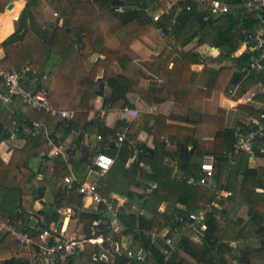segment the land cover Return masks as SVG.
Masks as SVG:
<instances>
[{
	"label": "trees",
	"instance_id": "obj_1",
	"mask_svg": "<svg viewBox=\"0 0 264 264\" xmlns=\"http://www.w3.org/2000/svg\"><path fill=\"white\" fill-rule=\"evenodd\" d=\"M12 1L0 0V13L5 12ZM25 1V8L21 16L14 22L13 34L1 45L5 47L21 42L33 56L30 62L32 70L27 73L28 79L34 80L37 90L48 91L49 98L57 109L67 106L75 111L74 118L58 121L57 128L64 131L62 139L59 136L56 139V134H52L58 145L62 144L65 136L73 132H78V135L76 134L77 144L81 143L85 130L101 134L100 152L115 159L114 166L106 175L107 179L101 183L103 187L101 192L104 196L112 192L127 195L129 203L119 212L118 219L123 229L118 234L114 232L111 225L112 215L104 205H100L98 209L92 211L83 209L81 196L77 192L78 183L64 186V178L69 174V170L64 159L59 157L60 159L56 160L53 175L48 176L44 173L39 187L32 190V195L37 199H43L48 190L53 195L52 202L47 204L44 210L34 214L42 215L44 219L38 220L32 227V214L20 213L18 210L21 208L20 202L7 201V199L0 201V215L9 219L20 230L27 232L38 244L40 242L39 233L55 222L58 210L62 207L71 208L74 211L73 215L77 216L84 225V239L102 237L103 242L94 247V250H87L90 253L80 250L77 255L69 257L68 264H89L91 262L89 260L94 254L100 255L105 250H110L111 242L121 246L124 237L133 238L134 251L141 248L140 255L128 257V251L121 247L120 250L123 251V254L115 253L111 263L93 260V264H194L188 257L197 263L220 264L217 255L219 246H231L232 243L238 245V251H234L237 252L234 259L238 263L264 264V191H258V189L264 190V166H251L250 155L245 152L234 153V145L238 139L234 129H225L215 135V144L221 146V150L218 152L219 156L216 158L218 160L216 168L224 166V178L220 190L231 192L232 196L223 197L220 204L224 208L217 211L218 213L208 216V229L204 232L201 240L203 241L202 247L199 251L194 250L188 237L181 236L174 245L172 255L166 261L164 253L171 249L166 244V239L174 238L176 235L174 229L177 226L183 227L184 223L181 221V217L186 221L189 211H198L203 205L218 201L217 190L213 187L189 184L187 181H180L173 177L171 168L173 170L174 168L164 164L165 145L160 142L159 138L166 130L168 133V129L160 122V117L140 113L130 123L129 139L121 149L115 147L113 140L117 131L128 125L127 121H118L114 128H109L100 120L89 121L87 119L89 98L94 85L91 73L96 65L92 60L93 53L105 56L101 67L104 70V80L110 87L111 93L103 98L104 107H132L127 99V93L130 90L129 83H126L124 76L116 75L112 69L117 60H121L123 56L131 53L132 42L145 35H161V30L164 32L165 38H169V35L176 38L182 37L184 40L181 43L186 44L192 37H185L186 35L183 36V33L192 21L197 23L199 30L203 31L218 24L227 27L229 25L226 32H231L235 28L251 31L257 24L255 15L248 12L242 15L229 11L214 19L208 3H201L200 0H185L186 5L190 6V10L185 5L180 13L164 12L158 21H154L148 0H123L126 4L138 5V8L124 9L122 12L112 5L113 0ZM242 2L243 0H234L236 4ZM18 7L19 5L16 4L7 14L10 23L18 15ZM46 7L54 9L60 18L67 20V24L60 26L58 22L53 23L51 32L40 36V33L34 32L33 29L38 25V17ZM206 17L207 20H205ZM240 32L242 33V31ZM250 36L253 38L252 35ZM243 39H247L244 33ZM250 46L255 47V43L253 42ZM256 54V50L249 49L239 60L251 63V58H254ZM7 60L8 57L3 60L5 66ZM49 71H51L50 74H48ZM126 74L128 75V73ZM126 74L124 73L125 76H127ZM127 77H131V75ZM139 93L144 98L147 97L142 89H139ZM49 115V118H53L51 114ZM3 116L6 115L0 113V132L7 134L2 136V139H6L10 137V133H6L9 132L5 128L8 120L6 122L4 118H1ZM19 118L21 117L17 119ZM152 119H155V126L150 128ZM27 120L25 123L27 126L21 130L19 128V136L32 141L33 148L38 146L37 140L45 143L41 135L32 137L27 131V128L31 127L36 119L27 117ZM9 125L13 126L11 121H9ZM140 130L154 134L156 147L150 148L137 142ZM195 133V131H190L189 136L195 138ZM189 136L177 143L180 150V169L187 174L198 175L200 172L194 169L196 165H191L189 161L192 154L197 152L199 143H195L197 145H194L195 148L190 151L187 145L190 141ZM130 138H134V142ZM173 139L172 137V141ZM200 139L201 136L198 137V140ZM261 148H264V139L258 140L254 149V158L264 164V153H261ZM135 149L141 150L137 155L138 161H134L131 167L127 168L126 163L134 155ZM68 150L73 157L70 148ZM227 152L234 153L232 159L225 154ZM22 154L20 152L16 159H20V157L22 159ZM92 156L93 153H90L82 159L74 160V165L81 173L84 170V164ZM30 158L31 154H27L22 159L23 161L19 160L22 162H19L16 170H28ZM231 160H234L235 163H232ZM140 162L145 166L149 164L152 171H147L145 166L140 165ZM94 168L97 169V167ZM137 178L156 182L157 189L151 194L135 192L131 187L136 185ZM29 181L28 177L26 182ZM139 185V188L144 187L146 183H139ZM9 188L12 189V187ZM16 189L22 192L23 186ZM132 204H137L143 214L142 212L132 213ZM244 204L247 206L246 217H237L238 209ZM163 205H165V209H162ZM79 209L82 210L81 213H78ZM220 214L221 217L218 216ZM166 229L167 232L162 235L161 233ZM59 230H61V223ZM153 233L159 236L152 239ZM254 240L259 241V247L253 248ZM51 242L53 241L51 240ZM241 243H245L246 246L239 249ZM17 247L13 256L14 264H30L31 254L36 252L37 245L28 247L19 243Z\"/></svg>",
	"mask_w": 264,
	"mask_h": 264
},
{
	"label": "crops",
	"instance_id": "obj_2",
	"mask_svg": "<svg viewBox=\"0 0 264 264\" xmlns=\"http://www.w3.org/2000/svg\"><path fill=\"white\" fill-rule=\"evenodd\" d=\"M200 1L201 3H209L210 0ZM220 1L227 4L229 10L233 13H241L243 15L247 12L240 3H234V0ZM12 3H14L13 8L16 4L19 5V11L11 23L8 21L7 14L13 8H7V12L0 13V55L3 60L8 57L6 66L3 62L6 69L21 71L25 67L31 68L30 62L33 56L21 42H16L5 47L1 45L4 40L13 34L15 30L14 22L21 16L26 1L13 0ZM148 5L153 15H161L164 12L180 13L186 3L185 0H148ZM211 15L213 14L211 13ZM219 16L221 15H213V18L217 19ZM57 19L56 23L58 22ZM59 19L58 25L63 26V24H67L65 18L59 17ZM65 21L66 23H64ZM198 27L197 23L193 21L187 25L183 36L185 34V37L192 38L186 44L181 43L184 38H176L173 35H169V38L157 34L152 36L145 35L141 39L132 42L130 46L131 53L123 56L121 60H117L113 64L112 69L116 75L124 76L126 83H129L130 90L127 93V99L132 108L138 109L139 114L144 113L153 117H160V122L168 129V133L166 130L159 138L160 142L165 145L166 157L164 164L170 168L177 165L180 166V150L177 143L188 138L190 131H195V138L189 136L190 141L187 145L188 149L192 151L195 148L194 145L199 143L198 150L192 154L189 163L196 165L194 169L201 172L199 162L207 158H217L219 156L218 152L221 150V146L215 144L216 133L225 129H234L239 139L245 137L254 127L255 121L259 118L264 108V71L252 68L253 57L250 60L251 63L239 60L249 49L255 51V48L250 46V44L255 43L254 39L258 33V22L251 31L244 28H235L231 32H226L229 25L227 27L225 25L222 26V24H218L205 31L199 30ZM243 33L246 34L247 39H243ZM251 41L252 43H250ZM104 59V55L98 53H93L92 55V60L96 65L91 73L94 85L89 98L87 119L89 121L100 120L109 128H114L118 121L124 120L128 122L130 127V123L134 119H126L121 113V108H109L110 110L106 111V107L103 105V98L111 93L110 87L104 80V70L101 67ZM235 72L239 74L236 80L233 81ZM27 73H25L27 87L37 91L34 86V80H29ZM50 73L51 71L48 72V74ZM124 73H128L126 75H131V77L125 76ZM100 78L101 80H99ZM101 84L104 85L102 95L99 93ZM139 89H142L147 94L146 98L139 93ZM3 90V81L0 78V91ZM61 108L70 109L67 106H62ZM0 113L6 115L1 118H4L6 122L8 120L5 128L9 131L6 133H10V137L2 139V136L7 134L0 132V201L7 199V201L16 200L20 202L21 208L18 210L20 213L26 212L30 215L32 214L31 225L33 227L38 220L44 219L42 215L34 214L44 210L47 204L52 202L53 195L48 190L45 192L43 199H37L32 195V190L39 187V182L43 179L44 173L48 176L53 175L56 160L59 157H53L51 160L45 159L41 154L48 153L49 148L41 140H37L38 146L33 148L34 144L32 141L19 136V133L12 135L11 132L15 130V127L10 126L9 121L16 120L21 130L27 126L25 124L28 121L27 117L36 119L47 129H50L51 132L54 131L56 139L57 136L62 139L64 131L57 128V123L61 118L55 116L49 118L48 115L50 113L45 110H34L26 107L21 98L16 96L13 97V102L9 104H4L0 100ZM18 117L21 118L17 119ZM153 126H155V119H152L150 122V128ZM99 135L101 134L96 131L86 132L85 130L80 144L76 143V134L72 133L65 136L62 145L64 148H70L74 168L73 172L68 168V175L73 174L81 182H98L101 186L99 190L100 194L106 199H114L119 196L127 197V195L116 192L104 196L101 192L103 189L101 183L107 179L106 175L112 168L104 176H100L99 169L94 168L96 166L93 162L98 152H100L102 145V141L97 138ZM200 136L201 139L198 140ZM172 137L174 138L173 141ZM130 139L134 142V138ZM137 142L145 144L150 148L156 147L154 134H149L144 130L138 132ZM262 149L264 150V148ZM20 152L23 153L22 159L27 154H31L28 170H16L18 169L19 162L23 161L21 157L20 159H16ZM90 153H93V156L84 164V170L81 173L74 165V160L82 159ZM254 154L250 155L251 166H264L262 162L254 158ZM137 155L134 152V155L130 157L126 163L127 168H130L134 161H138ZM140 165L145 166L142 162H140ZM145 168L149 172L152 171L149 164ZM171 170L175 178L174 170L172 168ZM28 177L30 181L26 182ZM223 178L224 166L222 165L216 168L215 180L210 187L215 188L218 192L223 183ZM139 183H146L144 187L154 184V182L137 178L136 185L132 186L131 189L141 194H143L141 191L144 187L139 188ZM63 184L64 186H72L65 182V178ZM22 186V192L16 189ZM9 187H12V189ZM221 191L227 192L225 190ZM85 204L84 208L82 207L83 209H88L89 211L94 209L89 203ZM180 207L183 208V206ZM162 209H165V205L162 206ZM239 209L240 212L247 213V206L245 204ZM81 212L82 210L79 209L78 213ZM73 213L74 211L71 208L62 207L58 210L55 222L52 224L61 223V235L64 238L79 240L82 243L81 250L83 251L89 250L87 248L88 245L89 247L99 246L103 242V238L91 239V241L85 240L83 223ZM218 216L221 217V214ZM241 216L246 217V215ZM118 230L122 231L120 227ZM165 232H167V229L163 231V233ZM129 242L133 243L132 240ZM19 243L13 235L0 231V264H5L6 260H13ZM132 245L134 246V244ZM127 246L128 244H126ZM87 252L90 253V251ZM20 255L23 254L20 253ZM89 261H91L89 264H93L94 262L92 257Z\"/></svg>",
	"mask_w": 264,
	"mask_h": 264
},
{
	"label": "built area",
	"instance_id": "obj_3",
	"mask_svg": "<svg viewBox=\"0 0 264 264\" xmlns=\"http://www.w3.org/2000/svg\"><path fill=\"white\" fill-rule=\"evenodd\" d=\"M209 10L213 15H222L228 13L229 6L223 3L220 0H210L209 1ZM243 8L247 10L248 13H253L258 22V33L255 40V50L257 52L256 56L252 62V68L264 71V0H243L241 3ZM187 9L190 10V6H187ZM119 12H122L124 8L122 6L117 7ZM160 15L154 14L153 20L158 21ZM208 18L206 17L205 20ZM161 35H164V32L160 30ZM31 71L30 67H25L21 71L14 69H6L3 64V59L0 55V78L3 81L4 90L0 92V100L4 104H9L13 102V97H20L22 102L26 107H29L34 110H45L50 113L52 116L59 117L61 119H72L75 116V111L68 108L57 109L49 98L48 91L45 90H34L27 87L25 73ZM35 73V71H33ZM110 110L109 108L105 109ZM122 115L129 120H133L139 116V110L132 108L130 106H124L121 108ZM11 124L15 126V130L11 132L12 135H15L19 131L16 120H11ZM9 128V126H8ZM129 125L121 127L114 138L115 147L121 149L125 142L129 139ZM27 131L33 136H42V139L45 141V145L49 148L48 153H42L41 155L45 159L51 160L53 157H62L66 162L68 168L71 172L74 171L72 165V157L67 148H64L62 144H57L55 138L50 129H47L41 122L33 121L32 126L27 128ZM85 133V132H84ZM77 134V132H73ZM98 140H102V136L99 135ZM264 139V108L261 112L259 118L255 121L254 127L247 133L243 138H239L234 145V153L245 152L249 155L254 154L255 144L258 140ZM264 152V150H261ZM141 152L139 149H135V153L138 154ZM50 153V155H49ZM233 152L225 153L230 159L234 154ZM218 160L216 158H207L199 162V168L201 172L197 174H187L185 171L180 169V166H173L174 176L180 181H187L189 184H196L198 186H212L213 181L215 180V170ZM232 163H235L234 160H231ZM94 165L99 169V175L104 176L114 165L115 160L104 152H98ZM65 182L69 185L78 183L77 192L82 199V207L84 208L85 203H89L94 209H98L100 205H104L108 212L112 215L111 225L117 233L122 231L118 230L119 227L123 229L118 215L121 209H123L128 203L129 200L125 196H119L114 199H106L100 194V184L98 182L87 183L78 181L73 174L65 177ZM157 189V183L151 184L148 187L142 189L143 194H151ZM263 191V190H259ZM232 196L231 192L218 191V201H214L209 204L203 205L198 211H189V216L186 221L181 217V221L184 223L183 227H176L174 232L176 234H181L183 230H191L193 236L198 237L202 240L205 230L208 229L207 218L209 215L216 213L222 209L220 201L223 197L229 198ZM86 205V204H85ZM132 213H140L139 207L137 204H132L131 208ZM218 213V212H217ZM143 214V212H142ZM60 223L57 222L52 224L49 228L42 230L39 233L40 242L37 244L27 232L20 230L17 226L13 225L9 219L3 218L0 215V231L5 234L13 235L20 243L31 247L37 245L36 252L31 256L30 264H68L69 257L77 255V253L82 249V243L77 239L64 238L61 235L59 230ZM166 233V232H165ZM165 233H161L165 235ZM159 236L156 233L152 234V239H155ZM51 240L53 242H51ZM91 241V239L89 240ZM126 241H131L130 237H124L122 244H114L111 242V247L114 245L116 251H121V247L128 251V257H134L135 255L141 254V248H137L134 251L133 245L130 248L126 247ZM172 238L166 239V244L171 248L170 251L164 253L165 260L172 255L174 245L172 243ZM123 252V251H122ZM94 261H106L108 262V256L106 253L100 255L94 254L92 256ZM131 264V263H128Z\"/></svg>",
	"mask_w": 264,
	"mask_h": 264
},
{
	"label": "rangeland",
	"instance_id": "obj_4",
	"mask_svg": "<svg viewBox=\"0 0 264 264\" xmlns=\"http://www.w3.org/2000/svg\"><path fill=\"white\" fill-rule=\"evenodd\" d=\"M7 12V9L6 11ZM39 18V23L36 26V28L33 29L34 32H39L40 36H45L47 34H49V32H51V25H53V23H56V19L59 18V15L57 12H55L54 9H52L51 7H46L43 12L40 14ZM66 23V21L64 22ZM64 26L66 24H63ZM32 30V29H31ZM51 196V195H50ZM50 198V197H48ZM51 199V198H50ZM246 212H240V209L237 211V217H245V216H241V215H246ZM234 217V218H237ZM84 226V225H83ZM181 236H186L190 239V241L192 242V246L194 248V250L199 251L200 248L202 247V242L198 237L193 236V233L191 230L187 229V230H183V232L181 234H176L173 238L172 243L175 244ZM78 237V236H77ZM237 244L232 243L231 246L230 245H220L218 250H217V255H218V259L220 264H240L238 263L235 259H234V255L237 254V252H234L235 250L238 251L237 249ZM246 246L245 243H241L239 249H242ZM259 247V241L258 240H254L253 242V248H257ZM87 248L91 251L92 249L94 250V246L89 247V245L87 246ZM108 256V262L111 263L113 261L114 258V254H120L122 255L123 252L122 251H116V247L114 245H112V248L110 250H105V252ZM188 257V256H187ZM188 259L193 262L194 264H203V263H197L195 262L192 258L188 257Z\"/></svg>",
	"mask_w": 264,
	"mask_h": 264
},
{
	"label": "water",
	"instance_id": "obj_5",
	"mask_svg": "<svg viewBox=\"0 0 264 264\" xmlns=\"http://www.w3.org/2000/svg\"><path fill=\"white\" fill-rule=\"evenodd\" d=\"M112 5L115 6V7L122 6L124 9H136V8H138V5L126 4L125 1H123V0H113L112 1ZM13 6H14V3H10L9 6H8V9H12ZM57 21L59 22L60 19L58 18ZM61 25H62V23H61ZM68 30H70V28H68ZM238 74H239L238 72L234 73L233 79H232L233 81L236 80V77L238 76ZM99 80H101V78ZM99 88H100V92L99 93H100V95H102L103 91H104V85L101 84ZM130 239L133 241L132 237H130ZM132 244H133L132 242H129L127 248H130L132 246ZM5 264H14V260H12V259L6 260Z\"/></svg>",
	"mask_w": 264,
	"mask_h": 264
},
{
	"label": "bare ground",
	"instance_id": "obj_6",
	"mask_svg": "<svg viewBox=\"0 0 264 264\" xmlns=\"http://www.w3.org/2000/svg\"><path fill=\"white\" fill-rule=\"evenodd\" d=\"M126 244H129V242H126Z\"/></svg>",
	"mask_w": 264,
	"mask_h": 264
}]
</instances>
